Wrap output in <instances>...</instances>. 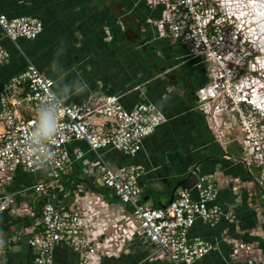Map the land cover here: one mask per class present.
I'll list each match as a JSON object with an SVG mask.
<instances>
[{"label":"built area","instance_id":"1","mask_svg":"<svg viewBox=\"0 0 264 264\" xmlns=\"http://www.w3.org/2000/svg\"><path fill=\"white\" fill-rule=\"evenodd\" d=\"M143 1L162 9V17L156 22L159 32L183 42L206 65L209 81L195 91L196 108L213 129L231 131L235 122L242 134L238 137L242 160L250 164L251 146L259 152V162L264 163V134L255 120L256 110L262 116L264 111L249 96L250 74L244 72L250 71V64L254 65L250 61L262 51L256 27L259 19L264 18V0ZM42 29L43 24L37 18H9L0 14V30L15 45L19 39H36ZM8 58V50L0 44V63ZM20 106L33 107L35 115L21 118L15 113ZM45 108L53 112L56 120V131L50 137H42L38 132L39 113ZM96 117L102 118L103 123L95 124ZM211 120L215 125L212 126ZM166 121L153 103L143 100L126 109L116 94L68 104L30 60L19 74L2 85L0 212L12 209L18 215L32 218L35 215L32 208L27 204L18 207L14 196L45 199H41L37 212L39 228L27 240L32 254L30 264H53L58 243L76 253V264H97L100 258L122 251L136 234L161 249L170 264H192L216 248L209 241L188 237L196 220L214 224L223 215L228 220L235 218L232 212H225L214 203L218 190L214 173L198 174L192 190H179L171 204L161 209L139 204L141 167L111 168L100 154L102 149L111 148L134 156L142 149L143 140ZM72 141H83L95 155L96 163L87 175L95 177L128 207L116 215L110 233H98L99 225L109 214L103 197L76 182L69 190L66 204L57 198L58 181L71 165L67 144ZM73 155L80 159L83 152L75 148ZM18 169L28 173L46 170V177L14 194L5 193L2 189ZM224 183L229 181L225 179ZM237 249L236 246L234 255ZM245 250L249 252L250 247Z\"/></svg>","mask_w":264,"mask_h":264},{"label":"crops","instance_id":"2","mask_svg":"<svg viewBox=\"0 0 264 264\" xmlns=\"http://www.w3.org/2000/svg\"><path fill=\"white\" fill-rule=\"evenodd\" d=\"M0 14L33 17L43 24L36 39H19L17 45L0 30V44L9 53L7 61L0 63V88L30 60L68 104L95 101L109 94L119 95L126 109L143 100L153 103L167 121L143 140L142 149L134 156L102 149L104 162L111 168L141 167V198L153 194L162 202L178 178L194 165H198V174L214 173L218 181L214 203L235 218L228 220L223 215L214 224L195 221L188 237L209 241L216 248L192 264H264V199L257 189L256 169L242 160L236 142L239 138L233 135L226 143L218 140L196 108L195 91L209 81L206 65L183 42L159 32L156 22L162 17L160 7L148 6L143 0H0ZM35 112L33 107L15 109L23 119ZM93 122L100 125L103 120L96 117ZM75 148L83 152L80 159L74 158ZM67 149L71 165L55 191L62 204L67 203L76 179L88 176L96 163L83 141H72ZM45 177L46 170L28 173L18 169L2 191L14 194ZM225 179L229 184L224 183ZM251 184L255 185L252 189ZM93 185L99 188L95 194L107 203L109 214L98 228V233L107 234L116 215L128 207L95 177ZM251 196L256 199L252 201ZM14 198L18 207L27 204L35 215L24 217L12 209L0 212V228L12 226L8 236L0 232V264H30L32 254L27 240L39 228L37 212L42 200L19 195ZM145 204L155 207V200ZM246 247L252 252L254 248L255 254ZM76 263L74 251L56 244L53 264ZM98 263L170 264L161 249L139 234L122 251L106 255Z\"/></svg>","mask_w":264,"mask_h":264},{"label":"rangeland","instance_id":"3","mask_svg":"<svg viewBox=\"0 0 264 264\" xmlns=\"http://www.w3.org/2000/svg\"><path fill=\"white\" fill-rule=\"evenodd\" d=\"M256 30L258 31V36H257V40L259 42H262L263 47H262V51L261 53H259V56H256L254 59L252 58V60L250 61L251 63H253L254 65L250 64V91H249V96L250 94L252 95L251 97L254 98L253 101L256 105H258L261 108V111H264V66L259 65V62H263L264 63V18L259 19V24L256 27ZM259 61V62H257ZM251 110V108H250ZM260 111V112H261ZM255 116H256V121L258 122V126L260 127V131L264 134V116H262L263 114H260L257 110H256ZM254 115V113H253ZM250 117H253L252 115ZM212 122V126L215 125V122L213 120H211ZM220 121V120H219ZM208 122V121H207ZM209 126L210 123L208 122ZM211 128V126H210ZM231 136L230 139H232L234 136H242L239 128L237 127L236 123L234 122L231 128ZM210 130H212L213 135H215L218 139H220L223 143H226L225 141H228L229 139L225 138V130L224 128H211ZM229 131V129H226ZM230 132V131H229ZM230 132V133H231ZM238 148V147H237ZM241 148V147H240ZM239 149V148H238ZM259 155V152L257 151H253L251 149L250 146V165L253 166L256 169L257 175H256V180L258 183V190H260L263 199H264V163L259 162V159L257 158V156ZM254 184H251L250 189H252V187H254ZM252 201L254 199L253 196H251ZM256 199V198H255ZM254 199V200H255ZM255 254L254 252V248H253V252L252 250H249V253Z\"/></svg>","mask_w":264,"mask_h":264},{"label":"water","instance_id":"4","mask_svg":"<svg viewBox=\"0 0 264 264\" xmlns=\"http://www.w3.org/2000/svg\"><path fill=\"white\" fill-rule=\"evenodd\" d=\"M197 167L198 165H194L190 171L181 175L178 178V180L172 185L165 202H162L157 196L153 194H149V195L142 197L139 200V204H145L148 200L154 199L156 208H161V209L167 208L171 204L176 193L179 190L181 189L182 190H192L193 189L194 185L197 182V177H198ZM76 181L79 182L80 184H83L88 189V191L93 192V193H99V188L93 185V181H94L93 176L79 177L76 179ZM39 199L45 200L42 197H39ZM129 209L131 210L132 207H129Z\"/></svg>","mask_w":264,"mask_h":264},{"label":"clouds","instance_id":"5","mask_svg":"<svg viewBox=\"0 0 264 264\" xmlns=\"http://www.w3.org/2000/svg\"><path fill=\"white\" fill-rule=\"evenodd\" d=\"M56 131V120L52 111L47 108L42 109L39 113L38 132L42 137H50Z\"/></svg>","mask_w":264,"mask_h":264},{"label":"flooded vegetation","instance_id":"6","mask_svg":"<svg viewBox=\"0 0 264 264\" xmlns=\"http://www.w3.org/2000/svg\"><path fill=\"white\" fill-rule=\"evenodd\" d=\"M244 72H247V73L250 74V71H247V69H244ZM224 130H225V138L230 139V136H231L232 133L229 132L230 130L229 131L226 130V129H224ZM237 137H239V136H237ZM236 142L238 143V146H239V149H240V153H241V148H240L239 140L238 141L236 140Z\"/></svg>","mask_w":264,"mask_h":264},{"label":"trees","instance_id":"7","mask_svg":"<svg viewBox=\"0 0 264 264\" xmlns=\"http://www.w3.org/2000/svg\"><path fill=\"white\" fill-rule=\"evenodd\" d=\"M10 228H12V226H9V224H7L5 227L0 228L1 234L8 236V234L10 233ZM0 258H1V256H0Z\"/></svg>","mask_w":264,"mask_h":264}]
</instances>
